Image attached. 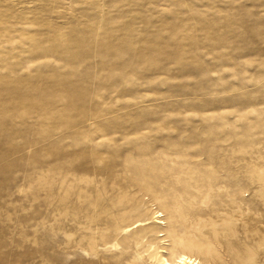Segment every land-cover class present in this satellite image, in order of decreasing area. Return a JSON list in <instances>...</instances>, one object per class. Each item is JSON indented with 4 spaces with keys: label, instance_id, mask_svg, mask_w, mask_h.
I'll return each instance as SVG.
<instances>
[{
    "label": "rangeland",
    "instance_id": "obj_1",
    "mask_svg": "<svg viewBox=\"0 0 264 264\" xmlns=\"http://www.w3.org/2000/svg\"><path fill=\"white\" fill-rule=\"evenodd\" d=\"M264 264V0H0V264Z\"/></svg>",
    "mask_w": 264,
    "mask_h": 264
},
{
    "label": "bare ground",
    "instance_id": "obj_2",
    "mask_svg": "<svg viewBox=\"0 0 264 264\" xmlns=\"http://www.w3.org/2000/svg\"><path fill=\"white\" fill-rule=\"evenodd\" d=\"M192 263L193 260L190 256L185 255L184 253H180V256H178L175 260L171 261L169 258H165L163 261V264H182L185 262Z\"/></svg>",
    "mask_w": 264,
    "mask_h": 264
}]
</instances>
